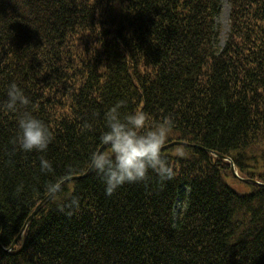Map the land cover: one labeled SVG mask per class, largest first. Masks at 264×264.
Segmentation results:
<instances>
[{
	"label": "trees",
	"instance_id": "1",
	"mask_svg": "<svg viewBox=\"0 0 264 264\" xmlns=\"http://www.w3.org/2000/svg\"><path fill=\"white\" fill-rule=\"evenodd\" d=\"M229 5L223 43V0H0V264H264V0ZM120 101L183 145L108 196L88 160ZM25 113L46 152L19 149Z\"/></svg>",
	"mask_w": 264,
	"mask_h": 264
},
{
	"label": "clouds",
	"instance_id": "2",
	"mask_svg": "<svg viewBox=\"0 0 264 264\" xmlns=\"http://www.w3.org/2000/svg\"><path fill=\"white\" fill-rule=\"evenodd\" d=\"M28 98L15 82L7 90L6 109L16 111L17 105H26ZM120 101L105 113L106 130L100 136V143L107 149L92 151L88 165L99 175L105 185V194L113 195L126 183L146 180L149 172H155L161 179H170L173 168L162 149L172 131V122L168 118L160 123L148 125L149 114L136 109L121 116ZM18 147L23 152L47 151L53 140V133L40 118L25 113L18 120ZM40 171L53 172L51 160L41 156ZM47 191L57 194L61 191L59 182L47 185Z\"/></svg>",
	"mask_w": 264,
	"mask_h": 264
},
{
	"label": "water",
	"instance_id": "3",
	"mask_svg": "<svg viewBox=\"0 0 264 264\" xmlns=\"http://www.w3.org/2000/svg\"><path fill=\"white\" fill-rule=\"evenodd\" d=\"M178 145H183V143H173V144H170V145H168V146H166V147H163V149H162V151H165V150H168V149H170V148H172V147H175V146H178ZM104 148H105V146L102 148V150H104ZM233 168V170L235 171V167L233 166L232 167ZM91 172H93V170H91ZM87 177V174L85 175V176H82V177H73V178H70V179H68V180H66L65 182H63L62 184H61V188L66 184V183H69V182H72V181H77V180H80V179H83V178H86ZM56 195V194H55ZM55 195L54 194H50V196L36 209V211L33 213V215L30 217V219H29V221H28V223H30L32 220H33V218L35 217V216H37V214L43 209V207L46 205V204H48L54 197H55ZM21 238V236L18 238V240ZM18 240L15 242V244L13 245V247L14 246H16V243L18 242Z\"/></svg>",
	"mask_w": 264,
	"mask_h": 264
},
{
	"label": "rangeland",
	"instance_id": "4",
	"mask_svg": "<svg viewBox=\"0 0 264 264\" xmlns=\"http://www.w3.org/2000/svg\"><path fill=\"white\" fill-rule=\"evenodd\" d=\"M230 0H223V13L218 20V23L223 32V43L226 40L227 34L229 32V19H230Z\"/></svg>",
	"mask_w": 264,
	"mask_h": 264
}]
</instances>
